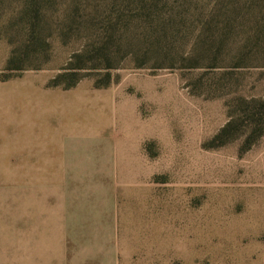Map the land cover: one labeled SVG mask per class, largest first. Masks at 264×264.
I'll return each mask as SVG.
<instances>
[{"label":"rangeland","instance_id":"rangeland-1","mask_svg":"<svg viewBox=\"0 0 264 264\" xmlns=\"http://www.w3.org/2000/svg\"><path fill=\"white\" fill-rule=\"evenodd\" d=\"M262 12L0 0V264L58 211L128 219L135 264H264Z\"/></svg>","mask_w":264,"mask_h":264},{"label":"crops","instance_id":"crops-1","mask_svg":"<svg viewBox=\"0 0 264 264\" xmlns=\"http://www.w3.org/2000/svg\"><path fill=\"white\" fill-rule=\"evenodd\" d=\"M28 215L16 214L9 222L10 264H135L129 221L119 222L118 213Z\"/></svg>","mask_w":264,"mask_h":264},{"label":"trees","instance_id":"trees-1","mask_svg":"<svg viewBox=\"0 0 264 264\" xmlns=\"http://www.w3.org/2000/svg\"><path fill=\"white\" fill-rule=\"evenodd\" d=\"M261 16H262V19L264 20V12L261 13ZM257 113H258V112H257ZM257 113H256V114H257ZM225 125H226V124H225ZM222 128H223V129H221V131L224 130V127H222Z\"/></svg>","mask_w":264,"mask_h":264}]
</instances>
